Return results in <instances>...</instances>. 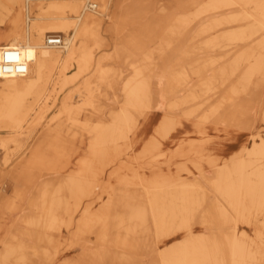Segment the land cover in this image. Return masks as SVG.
<instances>
[{
  "label": "rangeland",
  "instance_id": "obj_1",
  "mask_svg": "<svg viewBox=\"0 0 264 264\" xmlns=\"http://www.w3.org/2000/svg\"><path fill=\"white\" fill-rule=\"evenodd\" d=\"M36 3L43 11H51L52 0H40ZM110 3L107 14H110L109 17L112 20L104 17L99 28L90 26L86 29L85 38L76 56V64L65 72L68 82L63 87L59 98L62 99L66 95L71 97V102L76 109L67 112L59 105L52 106L43 115L24 123V129L21 131L12 129L13 124L10 120H0V218L5 216L3 212L11 205H22L10 216L13 224L20 223V220L25 218L36 217L38 214L35 207L27 206L30 191L26 192L24 198H17L18 187L15 180L19 175L23 174L27 180H31L34 182L33 185H36L57 181L79 170L75 165L74 157L70 160L71 165L64 171L50 169L49 162L44 164L43 158L46 156L44 151L33 155L36 156V161L41 159L40 163L19 164L23 157L29 156L28 153L35 141L56 128V120L81 117L85 114L88 116L91 111L102 110L106 115L104 119L94 120V124L110 123L112 119L109 112H117L125 104L121 89L123 84L133 80L136 66L148 59L152 65L153 75L150 87L153 88L154 107L149 109L140 106L138 110L132 112L134 121L130 128L125 130L127 137L118 138L117 136L118 140L115 142L118 145L117 155L114 158L117 165L106 167L104 175H100L99 179L109 183L107 185L110 187L118 185L116 180L118 176L113 177L110 173L119 168L120 174L130 180L129 189H135L144 200L150 201L149 205L154 216V220L150 223L154 237L148 238L151 256L140 258L138 264L140 262V264H186L189 250L186 244L187 237L178 230L182 221L180 214L183 208L180 200L183 197L181 189L173 188L169 191L144 189L148 192L145 194L144 191L143 194L139 182L145 183L156 171V173L165 171L169 161H183L184 158L180 155L182 147L189 146L190 142L204 143L208 151L203 155L215 159L219 166L230 167L234 160H237V154L243 160L248 159L243 149L254 142L250 139V134L255 110L251 109L250 112L244 110L243 115L238 118V125L224 120L217 122L215 119L232 106L239 108L247 105V101L260 97L264 91L263 85H260L262 75L260 73L246 74L249 63L244 60L235 72L222 75L219 71L225 66L230 67L246 45L253 46L254 56L249 59V62L257 58L259 52L264 51V29H259L258 24H255L257 21L251 17L232 23L231 29L228 25H223L218 27V30H210L200 35L198 30L210 18L208 15L198 19L196 23L192 22L191 26L184 29L183 34L175 33L174 28V32H171L173 31L171 25L174 24L175 19H179L183 14L186 15V12L192 9L191 7L184 9L182 6L186 0H111ZM91 4L97 3L91 1ZM141 9L146 10L139 14ZM218 15L214 14V16ZM109 22L112 24L111 30L105 31ZM247 26H254V30L257 31L251 38L236 43L223 39L225 30H242ZM61 36L64 37V34ZM159 50L162 51L159 52ZM115 56H118L117 60H114ZM245 83L246 88L243 87ZM98 86L101 87L103 96L96 93ZM157 86L161 92L158 91ZM231 91L235 93L232 94ZM155 104L160 108L159 111L157 110L159 115L156 114ZM162 117L175 120L174 127L165 140L162 139L163 131H159L161 125L159 121ZM199 130L203 133L202 138L197 134ZM245 132L248 133L245 138L247 143L240 147L239 133ZM153 139H156L155 142L160 146L151 157L152 154L149 155L147 150ZM221 140L236 142L230 146L229 143L223 144ZM88 148L84 146L83 151L79 150L78 155L89 158L91 150ZM174 153L176 154L173 155ZM78 155L74 154L76 157ZM158 155L162 156L158 157ZM7 160L8 163H5ZM203 168L204 174L213 178L215 168H207L206 164ZM248 171H250L249 167L245 172ZM180 174L189 179L194 187L191 194L197 202L190 205L191 214L200 215L194 225L196 235H193V243L210 254L209 259L211 263L213 262L212 264L227 262L225 255L228 250L225 244L234 236V231L210 233V228L216 222H221L224 228L229 227L231 225L229 220L237 218L236 215L231 214L228 218L219 214L221 209L230 212L231 207L228 206L223 195L216 191L213 184L201 178L199 174L195 176L184 172ZM106 200H108V194H103L101 199L98 196H90L83 198L82 205L84 207L92 204L89 211L95 216ZM82 215L81 209L73 216L72 224L66 230H50L46 233L54 237L53 241L48 243L20 235L21 232L27 233L34 230L33 225L16 224L14 229L1 230L0 238L3 240L7 238L2 235L9 233L15 234L17 238H11L5 245L1 244L0 250L6 255L12 253L15 248L16 253L28 256V264H40L45 253L53 256L59 239L62 240L63 245L68 244L72 239L74 243H78V246H74L75 248L70 251L69 259L74 264H122V262H110L108 258L94 257L95 254L98 255L104 251L131 252L125 247L126 250L121 246L116 247L118 239L111 233L110 221L102 217V220L97 222L96 229L81 236L78 224L83 218ZM252 217L260 226L264 220V207L260 209V212L253 213ZM59 218L65 221L66 214L60 211ZM201 221L209 223V226L201 224ZM260 229L264 236V228L260 226ZM162 231L168 234L162 236L160 234ZM201 232L208 234L200 237L197 234ZM239 233H237L238 236H240ZM40 236L42 237V234ZM18 239L23 241L19 247L21 250L16 249L19 246ZM82 244L89 246L82 247ZM85 250H87V253L85 252L87 256L83 254ZM17 261L18 258L11 256L9 262L5 264H18ZM19 262L23 263V260Z\"/></svg>",
  "mask_w": 264,
  "mask_h": 264
},
{
  "label": "bare ground",
  "instance_id": "obj_2",
  "mask_svg": "<svg viewBox=\"0 0 264 264\" xmlns=\"http://www.w3.org/2000/svg\"><path fill=\"white\" fill-rule=\"evenodd\" d=\"M37 1L40 0H0V61L3 51L18 50V61H23L27 65L23 76L8 74L0 78V120H10L13 124L11 128L19 131L24 129V123L43 115L52 106L59 105L67 112L76 109L71 102V97L66 95L62 97L63 100L59 98L63 87L68 82L65 72L76 64V56L85 38L86 29L90 26L99 28L104 17L112 20L109 17L110 14H107L111 0H52L51 11L48 12L43 11L36 3ZM91 1L97 4H91ZM97 5L98 9H96ZM182 6L184 9L186 7L192 9L186 12V15L183 14L179 19H175L174 24L171 25L172 29H176L175 33L183 34L184 29L192 22L208 15L210 18L198 30L200 35L210 30H218L217 28L223 25H228L230 28L232 23L251 17L257 21L255 24H258L259 29H264V0H186ZM145 10L141 9L139 14L144 13ZM214 14L219 15L214 16ZM136 15L138 16V12ZM111 26L109 22L105 31H110ZM253 27L247 26L235 31L225 30L222 35L223 39L229 42L234 41V43L245 41L257 33ZM174 29L171 32H174ZM54 34H59V36L64 34L62 46L47 45V36ZM214 38L218 37L214 36ZM247 46L238 53L230 67L225 66L219 72L222 75L235 72L244 60L249 63L246 74L260 73L262 75L260 85L264 87V51H260L259 56L249 62L254 54L253 46ZM115 59L117 60L118 56H115ZM151 66L150 60H144L142 64L136 66L134 79L123 84L121 89L125 104L117 112H109L112 119L110 123L94 124V120L104 119L106 115L102 110L91 111L88 116L85 114L81 117L56 120V128L46 132L43 137L35 141L28 153L29 156L23 157L19 164L40 163L41 159L36 161V156L33 155L44 151L46 152L43 158L45 159L44 164L49 162L50 169L64 171L71 165L70 160L74 157L75 165L79 170L57 181L36 185H33L34 182L31 180H27L23 174L16 178L17 198H24L26 192L30 191L27 206L35 207L38 211L36 217L25 218L20 220V223H16L34 226V230L27 233L21 232L20 235L34 238L38 242H52L54 237L46 233L50 230H66L72 224L73 216L82 209L83 218L78 224L81 236L96 229L97 222H100L102 217H106L112 224L110 226L112 235L118 239L116 247L121 246L124 250L127 248L131 251L121 253L104 251L98 255L95 254V258L104 257L110 262L138 264L140 258L151 256L148 238L154 237L153 230L150 228L154 216L149 205L150 201L144 200L135 189H129L130 180L120 174L119 168L110 173L113 177L118 176L116 179L118 185L110 187L107 185L109 183H104L99 179L100 175H104L106 167L117 165L114 158L117 155L118 145L115 142L120 136L127 137L125 130L130 128L134 121L132 112L138 110L140 106L151 109L154 107L153 88L150 87L153 75ZM243 87L246 88V83ZM158 91L161 92L159 88ZM96 93L103 96L101 87L98 86ZM231 93L235 92L231 91ZM246 104L239 108L232 106L226 109L216 116L215 120L217 122L224 120L227 123L238 125V118L243 115L244 110L249 112L251 109L255 110L250 134V139L254 142L243 149L248 159L243 160L237 154V160H234L230 167L219 166L215 159L203 155L208 151L204 143L190 142L189 146L182 147L180 155L184 158L183 161H169L165 166V171H159V173L156 171L145 183L139 182L143 194L144 191L145 194L148 192L144 189L164 191L173 188L181 189L183 197L180 200L183 208L180 214L182 221L178 230L186 234L184 237H187L186 244L189 250L186 264H212L213 262L211 263L210 254L206 253L205 249L201 250L193 243V235H196L194 225L200 215L191 214L190 205L197 202L191 194L194 187L189 179L181 176V172L194 176L199 174L201 178L213 184L216 191L223 195L228 206L231 207L230 212L221 209L219 214L228 218L231 214L237 217L229 220L231 222L229 227L224 228L221 222H216L210 228V233L212 231H234V236L225 244L228 250L225 255L227 262L223 264H242V262L244 264H264V236L260 229V226L264 228V220L259 226L256 223L257 220L252 217L253 213L260 212V209L264 207V91L260 97L247 101ZM155 106L156 114L159 115L157 112L160 108L157 104ZM161 119L159 131H163L160 135L162 134V139L165 140L172 131L175 120L168 117ZM197 134L202 138L201 130ZM155 140H151L152 144L147 150L149 155L152 154L151 157L160 146ZM84 146L91 150L89 158L78 155L83 151ZM75 153L77 157L74 156ZM5 163H8V160ZM204 164L207 168H215L214 179L204 174ZM247 167L250 171L245 172ZM103 194H108V200L101 204L95 216L91 215L89 209L92 204L83 207V198L98 196L101 199ZM21 206L11 205L5 209L3 212L5 216L0 218V232L16 227L10 216ZM60 211L66 214L65 221L59 218ZM201 224L209 226L207 222L201 221ZM160 234L163 236L168 233L162 231ZM206 234L208 233L201 232L197 235L201 237ZM2 236H5L7 240L0 238V245L7 244L11 238H17L13 233ZM18 242L19 246L16 249L21 250L19 247L23 241L18 239ZM74 246H78V243H74L72 239L66 245H63L62 240L59 239L53 256L45 253L40 264H74L69 259L70 251L75 248ZM84 246L89 245L82 244V247ZM15 251L13 248L12 253L5 255L0 250V263L9 262L11 256L18 258L16 262L18 264L29 263L27 255ZM86 251L83 252L84 256H87ZM20 260H23V263L19 262Z\"/></svg>",
  "mask_w": 264,
  "mask_h": 264
},
{
  "label": "built area",
  "instance_id": "obj_3",
  "mask_svg": "<svg viewBox=\"0 0 264 264\" xmlns=\"http://www.w3.org/2000/svg\"><path fill=\"white\" fill-rule=\"evenodd\" d=\"M94 8V7H93ZM46 43L49 46L60 47L64 44L63 37L59 35H48ZM18 50L3 51L0 61V78L8 74L25 75L27 65L23 61H18Z\"/></svg>",
  "mask_w": 264,
  "mask_h": 264
},
{
  "label": "crops",
  "instance_id": "obj_4",
  "mask_svg": "<svg viewBox=\"0 0 264 264\" xmlns=\"http://www.w3.org/2000/svg\"><path fill=\"white\" fill-rule=\"evenodd\" d=\"M248 136V133H239V140H240V147H242V146H245V144L247 143V140H245V138ZM221 142L223 143V144H227V143H229L230 144V146H233L232 144H234V142H236V141H228V140H221ZM250 144V143H249Z\"/></svg>",
  "mask_w": 264,
  "mask_h": 264
}]
</instances>
